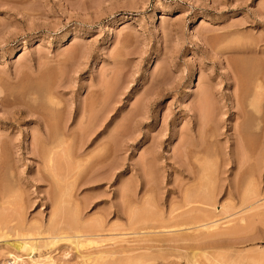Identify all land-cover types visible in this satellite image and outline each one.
Wrapping results in <instances>:
<instances>
[{
    "label": "rangeland",
    "instance_id": "obj_1",
    "mask_svg": "<svg viewBox=\"0 0 264 264\" xmlns=\"http://www.w3.org/2000/svg\"><path fill=\"white\" fill-rule=\"evenodd\" d=\"M41 112L50 141L66 140L68 157L53 150L68 169L57 179L40 159ZM241 124L253 140L264 126V0H0V214L11 222L0 264H13L8 253L14 264H264V139L253 160L243 148L247 166L259 160L255 199L240 205L243 186L231 202L219 195L215 208L230 209L206 223L166 219L193 166H220L183 144H208L218 127L216 148L232 157ZM247 166H221L219 178ZM51 217L52 237L83 245L13 251L22 227L47 229Z\"/></svg>",
    "mask_w": 264,
    "mask_h": 264
},
{
    "label": "bare ground",
    "instance_id": "obj_2",
    "mask_svg": "<svg viewBox=\"0 0 264 264\" xmlns=\"http://www.w3.org/2000/svg\"><path fill=\"white\" fill-rule=\"evenodd\" d=\"M6 3V2H5ZM255 42V41H254ZM253 42V43H254ZM253 51V50H252ZM259 51V50H258ZM255 52L256 51H254L253 52V54H255ZM258 53V52H257ZM234 63V62H233ZM261 71H263V70H261ZM227 77V76H226ZM229 80V79H228ZM231 80V79H230ZM262 83V82H261ZM258 87V90H259V88L261 89L263 86L260 84V83H257V85H255V88H257ZM263 89V88H262ZM257 90V89H256ZM259 91H261V90H259ZM262 93V92H261ZM206 95V93L204 92L203 93V95ZM261 95V94H260ZM263 95V94H262ZM202 96V95H201ZM200 96V97H201ZM208 96V95H207ZM203 97V96H202ZM201 97V98H202ZM204 97H206V96H204ZM255 97V96H254ZM5 100V99H4ZM3 100V101H4ZM201 100H203V99H201ZM235 100V99H234ZM203 101H206V100H203ZM202 102V101H201ZM15 103V102H14ZM12 104V105H15V104ZM204 103V102H203ZM100 104H101V102H100ZM103 104V103H102ZM205 104H206V102H205ZM214 108V107H213ZM89 110V109H88ZM37 113V112H36ZM44 113V112H43ZM9 115H10V113H9ZM48 115V114H47ZM50 115V114H49ZM238 115L240 116V112H238ZM208 117V116H207ZM48 117L46 116V115H44V114H42V112L41 113H39V115H38V118H37V122L39 123V127H42V134H43V141H44V139H45V141L46 140H49L48 141V143L50 144H48L47 143V141L45 142V144H48V146H47V149H44V150H41V153H40V159H41V161H42V164L44 163V168L45 169H47L50 173H51V175H52V178L54 177V179H57V176H59V172L61 171L62 172V174H65V173H67V171H68V169H65L64 167H63V165H62V163H60V160L62 159H64V157L66 156V155H69V153L67 154L65 151H64V149L62 150V149H60L59 147L61 146V144L63 145H65L66 143V140H64V137H63V139H61V135L62 134H64V133H62V132H58L57 133V135L59 136V134H61L60 135V139H59V137H57V139H58V142H55V144H53V142L52 141H50L52 138V136H51V134L52 133H49L50 131L49 130H47L46 128H47V119ZM51 118V117H50ZM52 120V119H51ZM48 122H49V120H48ZM206 124V123H205ZM91 125V124H90ZM119 126V125H118ZM53 127V126H52ZM64 127H66V126H64ZM231 127H232V130H233V134H232V137L234 138V145L236 146L235 148H236V150H234V156H230V152H227V151H225V149L226 148H223V150L221 149V148H216V146L217 145H215V142H216V140H215V138L216 137H218V136H224L225 134L224 133H220L219 131H218V127H215V129L214 130H212V133H210L213 137H214V141H210V142H208V144H205V145H202V144H204L203 142H201L200 144H194V143H184L183 144V146L185 147V148H187V149H189V151L191 152V153H194V154H196V155H198V154H201V155H203L204 156V158H209L210 157V153H209V151L211 150V151H213L212 153H214V155L212 154L211 156L212 157H214V158H219L220 159V166H217V164L215 165L214 163L213 164H208V163H206L207 161H204L202 164H200L198 167L200 168L199 170L198 169H196V171H197V174H195L194 172H196V171H192V169H193V167H192V169H190L191 170V172H189L190 174H193V176L192 175H189V176H187L188 177V180L190 179L191 181L190 182H192V185H189V187L187 186V188H185V187H183L182 188V190H183V195H182V197H181V200H180V202H178V205H177V207H175L174 209H170V211H169V215H167V217H169V218H166L168 221H170V222H172L173 220H175L174 221V225H177V226H175V227H177L176 229H178V227H182L185 223L186 224H189V222L191 221V220H194V221H196V222H200L201 221V223H203L202 222V220L204 221L205 219V221H208L209 220V218H210V220L212 219V217L215 219V218H217V216H221L222 214H224V210H226V209H228L230 206L229 205H227L228 204V202L226 203V204H223L222 203V205H220V211H218L217 210V208H215V204H216V200H217V197L219 196V195H225V196H227V200H229V202H231L232 201V199H234V197H235V194H237L236 193V191L238 190V189H242V188H244V187H246V188H244V189H246V191L244 190V193L243 194H245V196L243 195L242 197H238V198H240L239 199V202H240V205L242 204H246L248 201H249V199L251 198V200L252 199H255L254 197H256V190H257V184L254 182V180L253 179H251V181L250 180H248V178H254V176L256 175V172H257V170H258V167H259V165L257 164L258 162H259V160H258V162H255L253 165H250V166H247V163H249L250 161H244V157H243V155L245 154V158H247V153H243V148H244V150H246V151H244V152H250V157H251V153L252 152H254V146H255V152H257V149H258V147L261 145L258 141L260 140V142H262L261 141V139H264V126H263V128L261 127L260 129H259V133L257 134V139L255 138V136H253V138H255L256 140H258V141H256L255 139L253 140L252 138H250L249 137V134H247L246 133V131L245 130H247V129H244V124H241V125H239V126H233V125H231ZM44 128L46 129V131L44 130ZM51 129V128H50ZM62 129V128H61ZM63 130V129H62ZM67 130V129H66ZM249 131V130H248ZM63 132H65V130H63ZM202 132V131H201ZM67 133V132H66ZM55 135V134H54ZM66 136H67V134H66ZM54 139H56V138H54ZM57 139L55 140V141H57ZM62 140H64L63 141V143H62ZM43 141H42V144H43ZM198 142V141H197ZM256 142H258V144H259V146L257 147L256 145ZM254 143L256 144V145H254ZM263 145H264V143H262ZM207 145H210V147L212 146L213 147V149H210V147L208 146L207 147ZM13 146V145H12ZM113 146H114V144H113ZM215 147V148H214ZM240 148V151H239V148ZM256 147H257V149H256ZM60 149V151H62V153H63V158H61L60 160H59V158H58V156L60 155V153H59V155L56 153V152H54L55 150L54 149ZM57 149H56V151H57ZM186 149V150H187ZM216 149V150H215ZM237 149H238V151H239V153H238V151H237ZM261 149V148H260ZM263 149V148H262ZM261 149V150H262ZM54 150V151H53ZM74 151V150H73ZM258 151H259V149H258ZM264 151V150H263ZM188 152V151H187ZM255 152H254V155L252 156V160L254 159V156H255ZM259 153V152H258ZM240 154V155H239ZM260 154V153H259ZM62 155V154H61ZM74 155V154H73ZM200 156V155H199ZM66 157H68V156H66ZM92 157V156H91ZM212 157H210L211 159H212ZM248 157H249V155H248ZM65 160H67V159H65ZM182 160V159H181ZM194 160V159H193ZM192 160V161H193ZM250 160V159H249ZM64 161V160H63ZM254 161H256V160H254ZM62 162V161H61ZM198 163V162H197ZM217 163V162H216ZM244 163H246V168H247V173H246V171H245V173L247 174H245L244 172V174H242L241 173V176H240V174L239 173H237L236 175H235V178H234V180L233 181H231V182H229L228 184H225V183H223L224 181H222V180H220V178H222V177H220L219 178V174H220V172L219 171H221L222 170V167H224L225 165H231V166H237V168L240 170L242 167H243V165H244ZM233 164V165H232ZM251 164V163H250ZM183 165V164H182ZM185 165V164H184ZM107 166V165H106ZM222 166V167H221ZM182 167V169H183V166H180V168ZM217 167H218V169H217ZM245 167V166H244ZM250 167V168H249ZM70 168V167H69ZM185 168V167H184ZM221 168V170H219ZM184 170H187V171H189V168L187 169V168H185ZM184 170H182L183 172H185ZM219 170V171H218ZM243 171V170H242ZM217 172H219V173H217ZM222 172V171H221ZM226 171H224V173H225ZM188 173V174H189ZM224 173H222V174H224ZM58 174V175H57ZM195 174V175H194ZM60 175H61V173H60ZM221 175V174H220ZM240 177H239V176ZM56 177V178H55ZM62 177V176H61ZM245 177V178H244ZM247 178V179H246ZM225 180V179H224ZM247 180V181H246ZM219 181H221L222 183H220ZM56 182H57V180H56ZM54 183H55V181H54ZM244 186V187H243ZM58 187V186H57ZM185 188V189H184ZM62 190V189H61ZM182 190H181V192H182ZM242 190V191H243ZM180 192V193H181ZM238 192H241L240 190L238 191ZM246 192V193H245ZM249 192V194H248V197L246 196L247 195V193ZM258 192V191H257ZM6 193V192H5ZM58 193V192H57ZM178 193H179V191H178ZM252 195H251V194ZM62 194V193H61ZM259 194V193H258ZM60 195V194H59ZM238 195V194H237ZM236 195V196H237ZM249 195H251L250 197H249ZM253 197V198H252ZM56 198H58V195L56 196ZM60 198V197H59ZM65 198H66V196H65ZM237 199V198H236ZM55 201V200H54ZM58 201V200H57ZM251 202V201H250ZM249 202V203H250ZM54 203V202H53ZM56 203V202H55ZM171 203V202H170ZM57 204V203H56ZM56 204H55V206H56ZM230 204V203H229ZM230 205H232V204H230ZM226 206L228 207V208H226ZM213 208L212 210L213 211H211V209H210V211H209V209L208 208ZM58 208V207H57ZM57 208H56V210H57ZM237 208V207H236ZM230 209V208H229ZM228 209V210H229ZM59 210H60V208H59ZM52 213V212H51ZM54 213H55V216H56V211H54ZM53 213V214H54ZM58 214V213H57ZM134 214V213H133ZM127 215V214H126ZM53 217H54V215H53ZM133 217H135V215L133 216ZM143 217V216H142ZM157 217H159V216H157ZM161 217H163V216H161V214H160V218ZM135 218H141V217H135ZM165 218V217H164ZM51 220L48 222V226H47V229H46V227L44 228V227H41L40 225L39 226H37V227H39V228H37L36 226H35V231H34V228H33V231H32V229H31V226H29L30 227V230L29 231H27L26 232V229L28 228H23L22 227V230L24 229V233H22V235H20V236H24L25 238H23L22 239V242H20V243H18V242H16L15 244H13L12 245V249H13V251L16 253V254H19V253H22L23 251L24 252H29V253H32V252H35V251H37L38 249H40L41 250V248H44L45 246V248H48V249H53V247L57 244V243H59V242H61V241H63V239L64 240H69V239H75V243H73V241H72V244L73 245H77V244H79L80 242H81V240H79L78 241V239L77 238H79L78 236L76 237L75 235V237H70V236H63V237H56V236H54V237H52L53 235H51V234H53V232L54 231H52L53 229H57V228H54V227H56L55 225V222H54V220H52V217L50 218ZM149 219V218H148ZM166 219H164L165 221H166ZM177 219V220H176ZM181 219H183V220H181ZM184 219H185V221H184ZM130 220H132V221H134V224H139L141 221L140 220H134V218L132 219H130ZM145 220V219H144ZM143 220V221H144ZM159 221L161 220V219H158ZM172 220V221H171ZM179 220H181V222H183L184 221V223H180V221ZM189 220V221H188ZM209 220V221H210ZM132 221H130L131 222V224H133L132 223ZM159 221L157 222V223H159ZM188 223H187V222ZM204 221V222H205ZM243 221V220H242ZM155 222H156V220H155ZM162 222H163V219L161 220V224H162ZM169 222V223H170ZM11 222L9 221V220H6L5 218H4V216L2 217L1 216V214H0V237H4V235H3V230H6L10 225ZM19 223V222H18ZM67 223V222H66ZM142 223V222H141ZM176 223H180L179 225L180 226H178V224H176ZM192 223H194L193 221H192ZM191 222H190V225L192 224ZM206 223V222H205ZM261 223V222H260ZM71 224H73V223H71ZM130 224V225H131ZM145 224H146V220H145ZM156 223H154V225H155ZM160 224V223H159ZM172 224V225H173ZM183 224V225H182ZM19 226H20V224H18ZM74 225V224H73ZM165 225H168V224H165ZM172 225H169V226H164V223H163V225H161V226H159V229H161L162 228V226H163V229H165L166 227H167V229H169V228H172V229H174L173 228V226ZM182 225V226H181ZM189 225V226H190ZM22 226V225H21ZM34 226V225H33ZM140 226V225H139ZM142 226V225H141ZM171 226V227H170ZM188 226V225H187ZM204 226V225H203ZM212 226H214V225H212ZM12 228H13V226H11ZM14 227H16L17 229H18V227H17V224L14 226ZM68 227V226H67ZM131 227V226H130ZM144 227L146 228V225H144ZM148 227V226H147ZM150 227V226H149ZM161 227V228H160ZM247 227H248V225H247ZM12 228H10V230L12 229ZM153 228V227H152ZM156 228H157V226H156ZM244 227L242 226L241 227V225H240V227L238 226V227H236L235 229H233V230H231V231H229V232H227V235L228 236H231V237H233V236H238V234H240V233H242L243 231H244V229H243ZM9 229V228H8ZM14 229V228H13ZM17 229H15L16 231H18ZM29 229V228H28ZM142 229V228H141ZM140 230V229H139ZM166 230V229H165ZM251 230V229H250ZM20 231H21V229H20ZM52 231V233H50ZM180 231V230H179ZM29 232V233H28ZM34 232V237H33V233ZM141 232H144L143 230L141 231ZM140 231L139 232H136L135 231V233H139V234H142V238L144 237V236H146V233H148V232H146V233H141ZM19 233V232H18ZM26 233V234H25ZM31 233V234H30ZM134 233V234H135ZM3 236H2V235ZM5 234V233H4ZM50 234V235H49ZM149 234V233H148ZM147 234V235H148ZM151 234V233H150ZM18 236H19V234H17ZM135 235H137V234H135ZM37 236V237H36ZM46 236H51V237H46ZM191 236V235H190ZM147 237V236H146ZM145 237V238H146ZM137 238V237H136ZM187 237H185V238H183V239H185V242L187 241V242H192L193 240H195V239H192L191 237H190V239H189V236H188V238L186 239ZM199 238V237H198ZM37 239H42L44 242H42L41 243V245L39 244V247H37L38 246V244H35L33 241L34 240H37ZM80 239V238H79ZM86 239V238H85ZM89 239V238H88ZM183 239H180L178 242H184V240ZM197 239V238H196ZM27 240H32V243H30V241H28V242H26ZM60 240V241H59ZM148 240V239H147ZM192 240V241H191ZM199 241H201L202 240V237L200 238V239H198ZM205 240V239H204ZM39 241V240H38ZM160 241V240H159ZM196 241V240H195ZM68 242V241H67ZM87 242V241H86ZM144 242H145V239H144ZM157 242V241H156ZM160 242H162V241H160ZM193 243V242H192ZM81 244L83 245V242H81ZM80 244V245H81ZM81 245V246H82ZM151 246V245H150ZM150 246H149V248H150ZM239 246V245H238ZM77 248H78V246H76ZM143 247L144 248H142V246H141V248L142 249H145L146 247H145V245H143ZM148 247V246H147ZM152 248V247H151ZM147 249V248H146ZM40 250H38V251H40ZM11 256L10 257V259H12V262H13V264L16 262V260L18 259V256H20V255H11L10 253H8V256ZM49 255V254H48ZM196 256V255H195ZM195 256H193L192 258L194 259V257ZM47 258H50L49 256L47 257ZM142 258V257H141ZM191 258V259H192ZM8 259V258H7ZM11 261V260H10ZM194 261V260H193ZM139 262V261H138ZM7 263H9V262H7ZM11 263V262H10ZM192 263V262H191ZM254 263V262H253ZM193 264H194V262H193ZM196 264V263H195ZM260 264V263H259Z\"/></svg>",
    "mask_w": 264,
    "mask_h": 264
}]
</instances>
